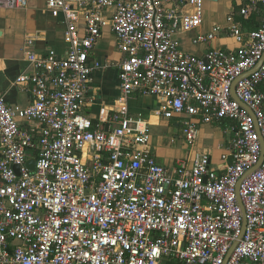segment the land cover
<instances>
[{
    "label": "built area",
    "instance_id": "1",
    "mask_svg": "<svg viewBox=\"0 0 264 264\" xmlns=\"http://www.w3.org/2000/svg\"><path fill=\"white\" fill-rule=\"evenodd\" d=\"M247 1L243 16L264 4ZM203 3L46 0L62 16L66 51H25L33 70L13 84L27 105L0 95V264H264V20L245 31L228 15L192 42L226 31L238 46L197 55L178 36L202 26ZM105 29L113 61L94 54ZM107 67L119 93L94 119L90 83ZM136 94L155 97L158 116L176 120L190 146L213 125L228 133L225 147L163 166L151 123L130 111Z\"/></svg>",
    "mask_w": 264,
    "mask_h": 264
},
{
    "label": "crops",
    "instance_id": "2",
    "mask_svg": "<svg viewBox=\"0 0 264 264\" xmlns=\"http://www.w3.org/2000/svg\"><path fill=\"white\" fill-rule=\"evenodd\" d=\"M245 5L248 6L247 0H204L202 26L197 31L178 36L181 49L197 55H202L208 48L235 49L238 41L226 31L207 44L193 43L192 38L200 31H210L214 25H225L228 15H232L245 31L258 27L264 20V4L249 6V13L243 16L240 14V9ZM62 20L61 15L58 17L51 15L46 7V0H28V5L24 8L0 7V95H4L9 104L20 107L29 102V93L13 84L20 73L33 70L26 60L25 51L30 49L37 55H44L49 49H53L58 55H64L67 44L64 35L65 25ZM115 45L114 36L105 29L94 54L101 61H113L120 57ZM117 74V69L113 67L101 68L94 73L89 92L94 99L85 107V112L94 119L99 115L103 116L113 105V100L119 93ZM128 102L132 113H140L148 118L152 128L151 151L158 162L169 169L175 166L176 159H191L195 151L208 152L213 157H217L219 151L225 147L226 140L223 142L221 137L210 147H203L200 144L198 148H194V144L182 157L179 150L170 147L169 142L164 143L157 133L159 126L172 124L179 128V124L176 120H165L158 116L156 98L136 94ZM203 126L205 125L201 127ZM208 126L210 130L219 128L213 125Z\"/></svg>",
    "mask_w": 264,
    "mask_h": 264
},
{
    "label": "rangeland",
    "instance_id": "3",
    "mask_svg": "<svg viewBox=\"0 0 264 264\" xmlns=\"http://www.w3.org/2000/svg\"><path fill=\"white\" fill-rule=\"evenodd\" d=\"M116 46V45H115ZM198 137L195 143L194 148H198V145H202L203 147H210L212 144L216 142L217 139L223 138V142H225L226 138L228 137V133H223V127L218 129H209L208 125L201 127ZM157 133L161 136V140H164V143L169 142V146L173 147L176 150H179L182 157L184 154L186 155L188 151L192 148L182 137V133L180 128L174 127L172 124L166 126H159L157 129ZM200 149V148H199ZM215 154V153H214ZM215 156V155H214Z\"/></svg>",
    "mask_w": 264,
    "mask_h": 264
},
{
    "label": "water",
    "instance_id": "4",
    "mask_svg": "<svg viewBox=\"0 0 264 264\" xmlns=\"http://www.w3.org/2000/svg\"><path fill=\"white\" fill-rule=\"evenodd\" d=\"M263 60H264V52H263L261 58L259 59V61H258L257 65H256V67H257L258 65H260V64L262 63ZM232 96H234V91H233V89H232ZM249 113L252 114V112H251L250 110H249ZM262 157H263V143L261 142V155H260V157H259V161H258V163L261 162ZM28 166H29L30 168H32V167L34 166V161H33V160H29V161H28ZM238 187H239V182H238V184H237V194H238ZM238 202H239V204L241 205V201H240L239 196H238ZM244 226H245V219H243L242 232H243V230H244Z\"/></svg>",
    "mask_w": 264,
    "mask_h": 264
}]
</instances>
